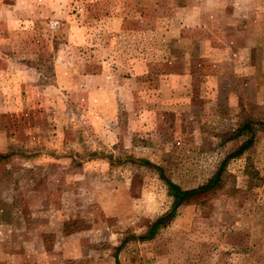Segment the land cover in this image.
Segmentation results:
<instances>
[{
	"label": "rangeland",
	"instance_id": "rangeland-1",
	"mask_svg": "<svg viewBox=\"0 0 264 264\" xmlns=\"http://www.w3.org/2000/svg\"><path fill=\"white\" fill-rule=\"evenodd\" d=\"M263 124L264 0H0V264H264Z\"/></svg>",
	"mask_w": 264,
	"mask_h": 264
},
{
	"label": "trees",
	"instance_id": "trees-1",
	"mask_svg": "<svg viewBox=\"0 0 264 264\" xmlns=\"http://www.w3.org/2000/svg\"><path fill=\"white\" fill-rule=\"evenodd\" d=\"M262 122L254 121L248 122L244 124L242 128H240L239 131H237V134L232 138V140L240 137L243 134L249 133L251 136L250 138L244 142L234 153L230 154L222 163L221 169L212 177V179L205 185L194 189V190H183L180 186L173 183L172 181L168 180L167 178H163V180L166 182L168 186L169 194L174 198V209L172 212L162 215L161 217L157 218L150 227V233L147 238L145 239H152L154 238L159 229L163 226V224L174 214L178 208H180L185 203H188L189 200H191L194 196L204 193L207 191L214 190L217 186H219L221 182V175H222V169L225 168L226 164L230 159L238 158L244 155V153L254 144V136L253 132L255 130V125H261ZM264 125V124H263Z\"/></svg>",
	"mask_w": 264,
	"mask_h": 264
}]
</instances>
